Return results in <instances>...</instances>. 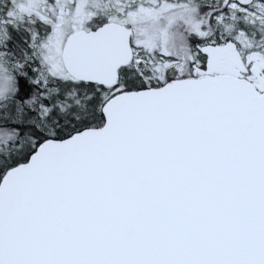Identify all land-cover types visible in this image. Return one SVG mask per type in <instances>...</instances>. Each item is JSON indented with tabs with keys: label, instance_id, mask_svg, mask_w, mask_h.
I'll return each instance as SVG.
<instances>
[{
	"label": "snow or ice",
	"instance_id": "6c2138e0",
	"mask_svg": "<svg viewBox=\"0 0 264 264\" xmlns=\"http://www.w3.org/2000/svg\"><path fill=\"white\" fill-rule=\"evenodd\" d=\"M0 264H264V0H0Z\"/></svg>",
	"mask_w": 264,
	"mask_h": 264
}]
</instances>
